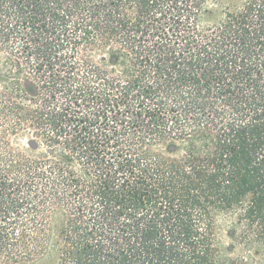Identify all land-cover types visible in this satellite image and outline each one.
I'll return each instance as SVG.
<instances>
[{
    "label": "trees",
    "instance_id": "obj_1",
    "mask_svg": "<svg viewBox=\"0 0 264 264\" xmlns=\"http://www.w3.org/2000/svg\"><path fill=\"white\" fill-rule=\"evenodd\" d=\"M0 264H264V0H0Z\"/></svg>",
    "mask_w": 264,
    "mask_h": 264
},
{
    "label": "rangeland",
    "instance_id": "obj_2",
    "mask_svg": "<svg viewBox=\"0 0 264 264\" xmlns=\"http://www.w3.org/2000/svg\"><path fill=\"white\" fill-rule=\"evenodd\" d=\"M19 141H20V143L22 145H25V146H30L31 145V139H27V138L23 137Z\"/></svg>",
    "mask_w": 264,
    "mask_h": 264
}]
</instances>
